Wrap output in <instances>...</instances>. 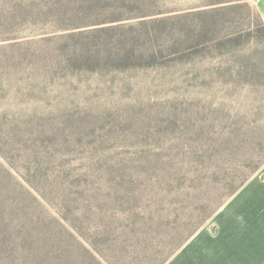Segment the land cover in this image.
Returning <instances> with one entry per match:
<instances>
[{
    "label": "rangeland",
    "instance_id": "1",
    "mask_svg": "<svg viewBox=\"0 0 264 264\" xmlns=\"http://www.w3.org/2000/svg\"><path fill=\"white\" fill-rule=\"evenodd\" d=\"M185 250L264 264L255 0H0V264Z\"/></svg>",
    "mask_w": 264,
    "mask_h": 264
},
{
    "label": "crops",
    "instance_id": "2",
    "mask_svg": "<svg viewBox=\"0 0 264 264\" xmlns=\"http://www.w3.org/2000/svg\"><path fill=\"white\" fill-rule=\"evenodd\" d=\"M255 4L257 6V9H259V12L261 14H263L264 16V0H255ZM193 249L194 248H199V244L196 245L194 244V246L192 247ZM188 252L185 250L184 253L180 254V256L176 257L172 262H170L169 264H194V261L191 260L190 262H188Z\"/></svg>",
    "mask_w": 264,
    "mask_h": 264
},
{
    "label": "trees",
    "instance_id": "3",
    "mask_svg": "<svg viewBox=\"0 0 264 264\" xmlns=\"http://www.w3.org/2000/svg\"><path fill=\"white\" fill-rule=\"evenodd\" d=\"M235 187H236V186L234 185V186L231 187V189L233 190V189H235ZM161 263H162V262H161ZM161 263H160V264H161Z\"/></svg>",
    "mask_w": 264,
    "mask_h": 264
}]
</instances>
